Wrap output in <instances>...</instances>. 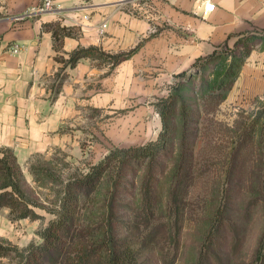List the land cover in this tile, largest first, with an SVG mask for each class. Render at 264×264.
Returning a JSON list of instances; mask_svg holds the SVG:
<instances>
[{"label":"trees","instance_id":"1","mask_svg":"<svg viewBox=\"0 0 264 264\" xmlns=\"http://www.w3.org/2000/svg\"><path fill=\"white\" fill-rule=\"evenodd\" d=\"M44 27L51 31L56 50L65 37L76 34L58 21ZM250 47L242 48V60L238 65L232 62L220 80L202 82L199 94L186 87L184 73L177 75L180 80L170 94L155 105L161 121L156 141L114 148L87 171L68 177L56 208L49 211L53 218L37 231L41 241L24 249L0 241V258L8 257L15 264H174L189 190L214 171L210 220L201 230L195 264H240L249 222L257 210L263 229L252 258L242 264H264V106L230 126L217 123L229 139L205 141L201 161L195 159L200 118L195 99L214 111L225 100ZM90 52L82 48L71 52L66 66L74 67ZM130 53L96 51V56L113 68ZM165 176L169 187L161 205L156 191ZM3 208L11 221L42 219L21 167L7 148H0Z\"/></svg>","mask_w":264,"mask_h":264},{"label":"crops","instance_id":"2","mask_svg":"<svg viewBox=\"0 0 264 264\" xmlns=\"http://www.w3.org/2000/svg\"><path fill=\"white\" fill-rule=\"evenodd\" d=\"M206 1L215 6L202 15ZM41 2L0 0V148L10 149L22 167L75 145V117L86 109L111 115L120 110L138 128L128 145L143 144L151 128L160 127L152 104L168 95L175 76L249 37L257 40L233 87L241 99L264 95V0H54L53 11L38 13ZM57 21L76 30L58 50L44 27ZM78 48L91 52L66 66ZM96 51L131 53L112 68Z\"/></svg>","mask_w":264,"mask_h":264},{"label":"rangeland","instance_id":"3","mask_svg":"<svg viewBox=\"0 0 264 264\" xmlns=\"http://www.w3.org/2000/svg\"><path fill=\"white\" fill-rule=\"evenodd\" d=\"M255 40L257 38L249 37L235 48L222 47L214 54V57L197 62L194 67L184 73L185 79L189 81L186 87L191 86L190 88H194L199 94L202 82L208 85L214 79L220 80L232 62L238 65L242 60V53H244L242 48L252 46ZM101 60L104 62L105 58ZM175 78V83L180 80L177 76ZM230 79L231 76H228L227 80ZM196 92L193 94L195 95ZM160 99L162 98L156 99L152 104L157 113L155 105ZM195 102L200 105V109L197 105L200 118L197 124L199 135L196 140L197 153L195 155L196 161H199L201 159L199 153L202 151L205 141L213 144L215 141L224 143L229 139L228 135L219 129L217 123L227 127L236 120H243L246 118L245 116L254 115L264 106V95L261 98L250 100L241 99L232 85V89L228 91L225 100L214 111L204 109L201 100L195 99ZM117 112L118 114L111 115L105 109L96 112L86 109L84 114L75 117L76 123L73 130L77 131L72 133V135H76L77 143L75 145L56 148L45 155L34 157L27 166H20L30 195L38 202L39 208L35 210L41 216L43 215L42 219H39L42 224L34 227L30 224L34 220L30 219H27L28 222L11 221L7 213L8 209L3 208L0 210V234L3 235V237L0 236V241L2 239L4 242L16 245L19 249H24L25 245L37 239L38 235H33L37 234L35 230L42 228L46 218L53 217L49 211L56 208L62 185L68 177L77 172L87 171L89 166L98 163L114 148L138 147L156 141L161 130V121L158 132L152 127L151 132L147 133L148 137L140 140L143 144L137 145L139 142L134 141L132 145H128L130 143L128 139L136 137L138 128L135 125L133 128L120 110ZM155 118L160 119V117ZM129 130L130 134L125 136ZM133 130L136 132L134 133ZM169 162L166 163V166L169 165ZM166 174H168V169ZM215 175V172L212 171L209 175L203 176L189 190L183 211L178 257L174 264L196 263L201 244V230L206 228L207 222L210 220L209 202L214 188L213 179L216 177ZM168 187L169 181L165 176L160 181L156 191L159 200H161V205L165 203ZM262 229L263 218L261 212L257 210L249 222L242 259L241 261L238 260L241 262L240 264L242 261L246 262L252 258ZM0 264H15V262L8 257H2Z\"/></svg>","mask_w":264,"mask_h":264},{"label":"built area","instance_id":"4","mask_svg":"<svg viewBox=\"0 0 264 264\" xmlns=\"http://www.w3.org/2000/svg\"><path fill=\"white\" fill-rule=\"evenodd\" d=\"M53 1L54 0H42V2L37 6L36 11L38 13H47L53 11ZM214 6L215 5L210 1H206L202 7V15L211 13L214 9ZM10 49L13 53L18 52V48L16 47V45L11 46Z\"/></svg>","mask_w":264,"mask_h":264}]
</instances>
